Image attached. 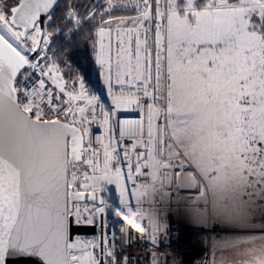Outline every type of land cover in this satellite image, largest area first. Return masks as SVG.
<instances>
[{
  "label": "snow or ice",
  "instance_id": "snow-or-ice-1",
  "mask_svg": "<svg viewBox=\"0 0 264 264\" xmlns=\"http://www.w3.org/2000/svg\"><path fill=\"white\" fill-rule=\"evenodd\" d=\"M107 3L113 13V0ZM56 4L0 0V264L8 256L34 257L40 264H100L89 250L97 243L70 238L71 223L93 224L107 213L97 193L115 184L120 200L113 211L140 231L128 214L143 216L129 197L139 203L149 188L156 190L158 180L172 182L182 173L201 187L200 195L205 193L198 176L203 178L213 209L226 224L252 226L253 192H264V0H135L134 17H102L109 27L98 30L97 61L106 68L114 106L107 110L83 80L79 92L68 91L56 66L45 71L28 56L42 36L48 44L50 34L39 22L42 14L53 20ZM68 15L76 18L75 12ZM113 20L119 21L115 83L120 87L115 89L111 41L105 43ZM36 71L41 78L33 82ZM44 76L58 93L46 86ZM129 109L144 118L114 127V113ZM96 121L107 142L93 137ZM125 138L133 143L121 144ZM138 147L145 151L137 152ZM174 167L180 171L161 177V169ZM139 176L150 177L152 184H138ZM127 182L135 189L130 191ZM86 198L91 206L81 205ZM221 243L250 245L241 264H264V234Z\"/></svg>",
  "mask_w": 264,
  "mask_h": 264
},
{
  "label": "built area",
  "instance_id": "built-area-1",
  "mask_svg": "<svg viewBox=\"0 0 264 264\" xmlns=\"http://www.w3.org/2000/svg\"><path fill=\"white\" fill-rule=\"evenodd\" d=\"M108 28L109 26H103ZM112 32L115 30V27H111ZM111 32V33H112ZM49 34V33H48ZM51 35L48 36V38ZM49 40V39H48ZM49 44L45 46L43 42L35 55L30 58V53L28 54L29 58L35 59L32 60L33 63H38L41 67L42 62L45 61V57L48 55ZM99 53L98 44L92 47L90 51V57L94 58L95 55ZM26 71H30L25 69ZM90 75L92 79L97 81V92L96 96L99 97V102L103 104L104 108L111 109L113 108L111 96L108 91V84L105 82L106 76L103 74V68L101 65L98 68V71H95L94 67L90 69ZM33 82L40 77L39 71L32 73ZM46 81V86H50L54 89L55 92H59V89H56L52 84L51 80L47 76L42 77ZM113 88H119L120 86L115 83V75L113 74L112 80ZM62 99H67L64 97L63 93H60ZM66 107V106H65ZM99 110L97 111V116L99 117ZM144 115L139 110H121L115 112L111 124L115 127L118 123L123 121H136L143 119ZM91 131L93 137L103 136L105 142H107L108 137L105 135V129L100 127L99 122H93L91 125ZM115 134L119 135V130L116 128ZM132 140L125 138L121 141V144L131 145ZM123 151V149H120ZM130 155L132 156L133 167H135L136 156L133 153L131 147L128 148ZM137 152H143L145 149L137 148ZM165 150V157H166ZM123 160V158H122ZM176 162L175 159L171 161L172 164ZM127 161H123L121 165L123 171L127 172V167L124 165ZM195 173V169L188 168ZM186 170V171H187ZM144 172H148V169H143ZM180 171L174 168L172 169H161V177L163 178L164 172L171 173ZM198 175V174H197ZM137 183L147 182L149 185L152 184V180L148 176H139L136 177ZM161 182H163V187H160ZM107 187V186H106ZM127 187L130 191L135 189V185L131 182H127ZM197 186L190 184L186 176L182 173L181 176L175 177L172 176V182L168 180H158L156 182V190L153 191L152 188L147 190V193L139 198V203L135 197H129L130 204L135 208L138 207L141 211L143 219L141 216L135 215V213H129V219L139 225L140 231H137L136 228H133L128 220L123 218L122 214H118L113 211L114 205H119L120 195H116L114 201H110L106 197V190L102 192L103 199L106 201L107 213L99 214L93 224L95 227V232L89 237L92 238V241L97 243L99 247L92 249L96 257L100 260L103 259L104 264H183L182 254L184 252H190V249L183 247L181 244V237L187 234V231L184 232L183 229L173 221L169 214V206L167 199H175V193H182L184 191H196ZM171 194L167 195V192ZM81 205H89L91 203H81ZM123 209V206H120ZM74 221V218H73ZM74 224H77L73 222ZM80 224H87L81 222ZM156 225L157 230L153 231V225ZM214 232L215 234L225 233L217 225H213L209 228V231ZM107 241V242H105ZM187 249V250H186ZM110 250L112 252L111 256H107L104 253Z\"/></svg>",
  "mask_w": 264,
  "mask_h": 264
},
{
  "label": "rangeland",
  "instance_id": "rangeland-1",
  "mask_svg": "<svg viewBox=\"0 0 264 264\" xmlns=\"http://www.w3.org/2000/svg\"><path fill=\"white\" fill-rule=\"evenodd\" d=\"M131 21V20H130ZM129 20L126 22L127 26H131V22ZM147 23V22H146ZM119 24L118 20L112 21L111 27H116ZM109 26V25H108ZM115 29V28H114ZM45 33V32H43ZM116 32L115 30L110 34V37L105 38V43L108 44L111 41V56L113 61V74L115 75V52H116ZM43 36L41 37V42H43ZM95 46L98 44L99 46V36L96 37ZM49 42H51L52 37H49ZM149 44H151V40H149ZM50 45V44H49ZM97 56L91 58V68L94 67L95 71H98L100 64L97 61ZM56 66L55 63L52 62L50 57V52L45 57V61L42 62L41 68L45 71L49 67ZM57 68V67H56ZM58 72V71H57ZM57 75L59 73H56ZM104 76L107 75L106 68H103ZM60 76V75H59ZM70 82H65L66 90L79 92V82L83 80L85 83V87L88 90L89 94L95 95L97 92V81L96 79H92L89 73V76L84 78L79 73H75L72 77H70ZM120 86V85H119ZM78 104H82L83 101H78ZM175 144V141H172ZM178 162L176 161L173 165H176ZM185 170L189 168L188 164L184 165ZM176 170H180L179 167H174ZM198 179L203 184L204 195H200L201 187L197 186L196 191H184L182 193H175V199H167V203L169 206V214L171 219L174 221L176 218L181 219L183 221H188L191 218L193 221V226L191 229L187 231V236H191L193 241L191 245L187 247L190 249L191 253H185L182 259L183 264H241L247 257L243 255V251L246 247L250 245L240 244L237 247H224L221 243L225 239H232L237 236H244L249 234H264V192H253V205H254V213L251 217V225L249 227H235L229 226L223 220V218L218 215L213 209V195L210 191H207V183L203 181L202 177L198 176ZM258 188L260 186H257ZM249 191H252L251 189ZM173 191L167 192V195L171 194ZM247 199V197H245ZM85 219L87 216L85 215ZM187 222V223H188ZM176 223V222H175ZM213 225H217L222 231L226 233L215 234L212 231H209V228ZM184 237V238H185ZM73 240H81V241H92V238L89 236H78L73 238ZM216 242V243H214ZM259 243V241H257ZM186 249V250H187ZM90 251L92 249H89ZM194 254V255H193ZM189 255V256H188Z\"/></svg>",
  "mask_w": 264,
  "mask_h": 264
},
{
  "label": "trees",
  "instance_id": "trees-1",
  "mask_svg": "<svg viewBox=\"0 0 264 264\" xmlns=\"http://www.w3.org/2000/svg\"><path fill=\"white\" fill-rule=\"evenodd\" d=\"M113 4V13L116 15H136L135 0H113ZM107 8V0H59L52 10L53 20L45 19L44 32L52 37L48 51L52 62L56 64L58 75L66 83L75 73H80L84 78L89 76L92 63L90 51L99 28L107 25L102 24V17L106 20L113 14ZM69 12H75L76 18L70 17ZM92 15L94 19H90Z\"/></svg>",
  "mask_w": 264,
  "mask_h": 264
},
{
  "label": "water",
  "instance_id": "water-1",
  "mask_svg": "<svg viewBox=\"0 0 264 264\" xmlns=\"http://www.w3.org/2000/svg\"><path fill=\"white\" fill-rule=\"evenodd\" d=\"M59 0H57L58 3ZM55 6V5H54ZM54 8V7H53ZM45 17L42 14L41 16V21L39 22L40 27L42 32H44V22H45ZM39 49V48H38ZM37 49V51H38ZM36 52H31L30 53V58L35 55ZM25 69H22L21 71L23 72ZM98 197H102V194L100 192L97 193ZM80 203H93L91 200H88L87 198L83 201H80ZM98 203V201H97ZM95 232V227L93 225H89V224H74L71 223L70 225V238L73 240V238L78 237V236H90ZM100 264H104L103 259H100ZM5 264H40V261L38 260V258H34V257H27V256H16V257H12V256H8L6 257V262Z\"/></svg>",
  "mask_w": 264,
  "mask_h": 264
},
{
  "label": "crops",
  "instance_id": "crops-1",
  "mask_svg": "<svg viewBox=\"0 0 264 264\" xmlns=\"http://www.w3.org/2000/svg\"><path fill=\"white\" fill-rule=\"evenodd\" d=\"M116 195H120V193H119V190H117L116 189V186H115V184H110V185H107V187H106V197H107V199L108 200H110V201H114V198H115V196ZM178 225H179V227L180 228H182L183 230H189V229H191V227L193 226V221L191 220V218L189 219V222L191 223V225H190V223L188 222V221H183V220H181V219H178V218H176L175 220H174ZM188 222V223H187ZM185 236H183V237H181V244H182V246L183 247H188V246H190L191 245V242L193 241V239H192V237L191 236H188V237H185ZM185 253V255L188 253H191V252H184ZM183 253V254H184ZM182 254V259H183V257L185 256V255H183ZM194 255V254H193ZM189 256V255H188ZM183 262H184V260H183Z\"/></svg>",
  "mask_w": 264,
  "mask_h": 264
},
{
  "label": "bare ground",
  "instance_id": "bare-ground-1",
  "mask_svg": "<svg viewBox=\"0 0 264 264\" xmlns=\"http://www.w3.org/2000/svg\"><path fill=\"white\" fill-rule=\"evenodd\" d=\"M177 225H178V224H177ZM178 226H179V225H178ZM180 229H182V228H180ZM185 231H186V230H184V232H185ZM225 233H226V232H225ZM185 235H186V234H185ZM185 235H184V236H185ZM187 237H188V236H187Z\"/></svg>",
  "mask_w": 264,
  "mask_h": 264
}]
</instances>
